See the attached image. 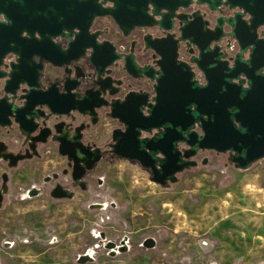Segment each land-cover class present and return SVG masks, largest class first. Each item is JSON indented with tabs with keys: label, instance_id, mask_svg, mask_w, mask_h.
Segmentation results:
<instances>
[{
	"label": "water",
	"instance_id": "95a60500",
	"mask_svg": "<svg viewBox=\"0 0 264 264\" xmlns=\"http://www.w3.org/2000/svg\"><path fill=\"white\" fill-rule=\"evenodd\" d=\"M195 2L208 4V17L190 12L191 0H71L68 17L47 10L41 21L0 22V127L15 128L32 153L53 141L81 188L104 152L85 139L100 119L117 123L111 155L137 161L159 185L196 165L198 150L227 153L239 169L263 158L264 0ZM94 18L111 21L118 38L104 22L90 31Z\"/></svg>",
	"mask_w": 264,
	"mask_h": 264
},
{
	"label": "rangeland",
	"instance_id": "374dc122",
	"mask_svg": "<svg viewBox=\"0 0 264 264\" xmlns=\"http://www.w3.org/2000/svg\"><path fill=\"white\" fill-rule=\"evenodd\" d=\"M102 21L109 26L107 37L117 39L112 22ZM97 124L100 130L117 126L107 119ZM92 127L85 139L94 143ZM107 140L108 134L99 143ZM104 149L83 177L85 189L70 187L69 198L50 197L52 181H42L63 165L56 153L42 148L45 157L8 170L0 264H264V157L239 169L227 153H198V160L208 158L218 171L200 162L158 186L136 162L112 158ZM47 157L61 162L44 167ZM28 186L40 194L26 196ZM146 238L153 240L149 247L142 244Z\"/></svg>",
	"mask_w": 264,
	"mask_h": 264
},
{
	"label": "flooded vegetation",
	"instance_id": "af4514ba",
	"mask_svg": "<svg viewBox=\"0 0 264 264\" xmlns=\"http://www.w3.org/2000/svg\"><path fill=\"white\" fill-rule=\"evenodd\" d=\"M45 1L46 0H0V22L3 24L5 22L11 23L12 19L18 18L21 23H26L28 20H32L34 17H37L35 18V20L41 21L40 18L38 17H40V15L45 16L47 10L52 11L53 13L59 12L61 14V18H63V16L68 17L69 12H70L69 2L71 0H52L51 4L49 3L48 5L44 6ZM195 1L196 0H191L189 11L195 12L196 14L201 15L203 18L208 17V14H210V11L208 10V4L206 2L197 3ZM229 12L230 11H228L225 7H223L222 14H227ZM212 14L218 15L216 11H214ZM102 22H103L102 19L94 18L92 20L90 31L99 29L102 25ZM0 33H2V31H0ZM117 38H118V35H117ZM55 40L60 43L65 42V39L63 37H56ZM84 60L85 59L81 58L79 60V63L84 64ZM57 72L60 73V70H57ZM53 73L54 74L56 73V69H55V72ZM0 129L2 130V133H3V136L0 137V142L4 143V145L6 146L5 147L6 151L12 152L10 156H7V154L0 152V194H1L0 208H1L5 202L6 196L9 194V184L8 183H9L10 174L8 173V170L17 168L22 161H29L32 158L39 159L40 157H45L47 153H44V154L39 153L40 146L46 145L49 142L50 143L51 142L54 143V142L47 140V142L44 144H37L36 145L37 153H32L29 147L30 142L28 141V139H25L23 136H21L16 131L15 128L6 129L3 127H0ZM11 135L13 136V138H11ZM110 142L111 140H110V132H109L108 140L106 142L98 144L97 146H99L103 151H105L104 148H107V150L109 149ZM54 146H55V143H54ZM177 147L182 148V149L184 148V146L182 147V144H177ZM1 148H2V145H0V149ZM206 151H212V150H198L192 156V159L196 161V165L194 166H197L198 163H200L201 160L204 158V157H201V159L198 160L197 157H195L196 154L203 153ZM57 156L63 159V163H62L63 165L61 164L62 166L57 172H50V174L43 176V180H42L43 182L46 183V182L52 181V183L49 185V187L46 190L47 194L50 196L51 189L57 184L60 185L63 189L70 190V191H71L70 187H78L79 189H82V190L85 189V187L81 188L79 183L72 179L71 167L69 165L68 160H66L64 156L58 155V153H57ZM4 157H23V158L17 159L15 161V164L9 165L8 164L9 160ZM194 166H189V167H194ZM26 167H29L28 164H26ZM90 170H86L85 173L82 175V177L79 179V182L81 181L84 182L85 186H86V182L83 179V177ZM53 174H56V175L53 176ZM30 191L32 192V194H29ZM24 194L26 196H30V195L35 196L37 194H40V188H37L34 186H28L25 188Z\"/></svg>",
	"mask_w": 264,
	"mask_h": 264
},
{
	"label": "crops",
	"instance_id": "0c3cea01",
	"mask_svg": "<svg viewBox=\"0 0 264 264\" xmlns=\"http://www.w3.org/2000/svg\"><path fill=\"white\" fill-rule=\"evenodd\" d=\"M114 33L116 32L115 30L113 31ZM110 39H113V40H115L114 38H112V37H109ZM45 74H46V77L48 78V79H51L52 77H53V75H54V73H53V70L52 69H50V70H46L45 71ZM106 126L107 124L105 123V124H103V126ZM100 127H99V124H95L93 127H92V140H93V142L96 144V145H98V144H100L99 143V141L101 140V138H104V136L106 135V134H108V136H109V132H110V130H107V128H104L103 130H100L99 129ZM102 131V132H101ZM108 132V133H107ZM3 136V133H2V130L0 129V137H2ZM42 148H43V150H45V152H49L50 154H52V153H56L57 154V152H55L56 151V149H53L48 143L46 144V145H44V147H40L39 148V151L40 150H42ZM47 150V151H46ZM40 158H43V157H40ZM55 159V157H47L46 158V160L44 161V163H43V165L42 166H46L45 165V163L47 162V161H49V162H52V160L51 159ZM58 158H60V157H58ZM112 158H115V159H125V160H128V161H134V162H136V164L137 165H139L138 164V162L137 161H135V160H131V159H126V158H118V157H112ZM36 159V158H35ZM61 159V158H60ZM59 159V161H56L55 163H53L52 162V164H51V169L52 168H55L56 166H57V164H60V162H61V160ZM102 159V156H101V158H100V160ZM32 160H33V158L32 159H30L28 162H32ZM99 160V161H100ZM99 161H97L95 164H94V167L99 163ZM206 164H210V165H212V167L213 168H215L217 171H218V167L214 164V163H211V162H209L208 161V158H206V162H205ZM223 165H225V163H223ZM140 166V165H139ZM225 166H227V165H225ZM233 166V165H232ZM93 167V168H94ZM141 167V166H140ZM234 167V166H233ZM143 170H145L148 174H150V172H149V170L148 169H145V168H143V167H141ZM234 168H236V167H234ZM24 170V172L25 173H27V170L24 168L23 169ZM184 170V169H183ZM98 183H100V180L98 179ZM172 183V182H171ZM158 186H164V185H159V184H157ZM84 190V189H83ZM98 205H96L97 207H101V206H103V203H97Z\"/></svg>",
	"mask_w": 264,
	"mask_h": 264
},
{
	"label": "built area",
	"instance_id": "2783aa9c",
	"mask_svg": "<svg viewBox=\"0 0 264 264\" xmlns=\"http://www.w3.org/2000/svg\"><path fill=\"white\" fill-rule=\"evenodd\" d=\"M262 72L264 73V68L262 69ZM198 79H200V76H197Z\"/></svg>",
	"mask_w": 264,
	"mask_h": 264
},
{
	"label": "bare ground",
	"instance_id": "6f19581e",
	"mask_svg": "<svg viewBox=\"0 0 264 264\" xmlns=\"http://www.w3.org/2000/svg\"><path fill=\"white\" fill-rule=\"evenodd\" d=\"M125 248V247H124ZM88 257V256H87ZM88 260H89V258H88Z\"/></svg>",
	"mask_w": 264,
	"mask_h": 264
}]
</instances>
